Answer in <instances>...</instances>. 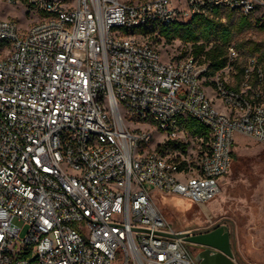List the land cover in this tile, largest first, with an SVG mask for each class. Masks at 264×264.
<instances>
[{"label": "built area", "instance_id": "built-area-1", "mask_svg": "<svg viewBox=\"0 0 264 264\" xmlns=\"http://www.w3.org/2000/svg\"><path fill=\"white\" fill-rule=\"evenodd\" d=\"M0 3L33 20L0 13V264H197L152 191L217 197L235 136L264 145V70L246 59L236 88L235 47L208 77L200 59L165 61L138 31L217 10L263 24L264 0ZM188 117L207 143L188 147ZM156 132L166 139L151 147Z\"/></svg>", "mask_w": 264, "mask_h": 264}, {"label": "rangeland", "instance_id": "rangeland-1", "mask_svg": "<svg viewBox=\"0 0 264 264\" xmlns=\"http://www.w3.org/2000/svg\"><path fill=\"white\" fill-rule=\"evenodd\" d=\"M0 13L3 17L10 14L24 27L33 21L29 19L27 22L24 19L22 7L15 9L0 3ZM138 33L144 34V31L141 30ZM240 39L255 41L264 46V32L258 29L244 34ZM148 41L159 50L165 61L184 59L191 55V46L178 40L169 43L160 36H153ZM239 53L242 59L250 58L243 56V50ZM205 65L208 66V64ZM208 94L211 96L210 90ZM218 107H220L219 103ZM127 122L131 129L140 127L156 131L155 126L150 125L151 123L129 120ZM154 137L151 147H155L166 139L158 132L154 134ZM187 141L189 148L193 144L199 145V141L192 136H188ZM234 155L231 171L221 180L220 192L210 203L200 206L179 196L154 191H152V200L176 233L195 234L225 226L231 236L234 261L237 264H264V145L237 134ZM190 251L194 258L200 253L192 249ZM115 264L122 263L118 261Z\"/></svg>", "mask_w": 264, "mask_h": 264}, {"label": "trees", "instance_id": "trees-1", "mask_svg": "<svg viewBox=\"0 0 264 264\" xmlns=\"http://www.w3.org/2000/svg\"><path fill=\"white\" fill-rule=\"evenodd\" d=\"M216 19H208L201 16H193L187 21L175 22L167 27L159 29V36L171 43L180 41L191 46V55L202 63L208 64V77H214L219 71L227 67L229 62V48L235 47L239 52L244 51L243 56L256 58L258 64L264 70V46L251 40H241L244 34L258 29L264 32V23L259 24L253 16L239 14L232 10H217ZM145 34L157 36L156 27L141 29ZM245 73V59L241 56L235 64L234 78L236 88L239 87ZM185 130L197 139L208 142L209 129L193 118H184L182 121ZM200 142V141H199ZM172 149H177L168 143ZM165 145L158 147L164 151ZM233 157H235L233 153Z\"/></svg>", "mask_w": 264, "mask_h": 264}, {"label": "water", "instance_id": "water-1", "mask_svg": "<svg viewBox=\"0 0 264 264\" xmlns=\"http://www.w3.org/2000/svg\"><path fill=\"white\" fill-rule=\"evenodd\" d=\"M188 245L204 248L194 258L197 264H237L231 247V238L228 229L221 226L209 233L190 235L179 234Z\"/></svg>", "mask_w": 264, "mask_h": 264}, {"label": "flooded vegetation", "instance_id": "flooded-vegetation-1", "mask_svg": "<svg viewBox=\"0 0 264 264\" xmlns=\"http://www.w3.org/2000/svg\"><path fill=\"white\" fill-rule=\"evenodd\" d=\"M220 227H221V226H220ZM217 228H219V227H217ZM217 228H214V229H211V230H207V231L196 232L195 234H192V235L203 234V233H209V232H211V231H213V230H215V229H217ZM230 238H231V236H230ZM187 246H188L189 249H192V250H194V251H200V252H201V251L204 250V248L199 247V246H193V245H188V244H187Z\"/></svg>", "mask_w": 264, "mask_h": 264}, {"label": "crops", "instance_id": "crops-1", "mask_svg": "<svg viewBox=\"0 0 264 264\" xmlns=\"http://www.w3.org/2000/svg\"><path fill=\"white\" fill-rule=\"evenodd\" d=\"M209 90L211 91V96H210V97H211V98H214V93H213L212 89H207V93H208ZM215 102H216V105H217V106H218V103H219V106H220L219 108H220L221 110H224V108L222 107L221 103H220L218 100L215 99Z\"/></svg>", "mask_w": 264, "mask_h": 264}]
</instances>
